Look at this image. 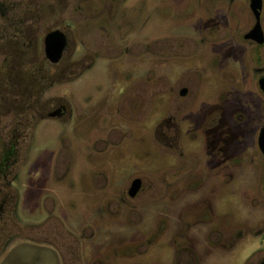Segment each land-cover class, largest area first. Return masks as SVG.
Wrapping results in <instances>:
<instances>
[{"label": "rangeland", "instance_id": "374dc122", "mask_svg": "<svg viewBox=\"0 0 264 264\" xmlns=\"http://www.w3.org/2000/svg\"><path fill=\"white\" fill-rule=\"evenodd\" d=\"M116 19L123 23L118 33L128 36L120 44L128 53H111L105 45L107 24ZM58 20L72 39L67 35L59 72H35L31 68L44 60L40 34ZM252 23L248 0H126L110 10L102 0H0V161L9 141L16 142L0 176V264H69L67 253L77 264H92L106 253L114 255L109 246L121 238L113 229L118 219L109 210L136 204L139 211L173 214L215 209V226L241 232L236 250L215 255V264H243L248 253L264 247L262 165L256 148L264 101L250 73L254 52L236 40ZM199 34H215L218 41L215 97L232 136L226 151L215 157V185H190L181 192L178 186L175 196L161 193L156 201L146 195L122 204L136 177L156 184L177 177L172 172L180 158L159 143L163 137L157 139L155 129L169 109L164 89L200 63L197 56L183 63L190 57L174 55L170 62L159 50L171 39ZM83 54L89 68L70 73V61ZM211 77L210 72L200 76L202 98L211 97L212 86L206 83ZM129 101L135 122L128 121ZM61 103L62 117L38 120L39 113ZM196 107L189 111L195 121ZM113 127L121 131L118 143H106ZM178 128L179 149L185 151L194 137L185 122L179 120ZM194 143L190 149L199 151ZM72 238L74 252L56 245Z\"/></svg>", "mask_w": 264, "mask_h": 264}, {"label": "flooded vegetation", "instance_id": "af4514ba", "mask_svg": "<svg viewBox=\"0 0 264 264\" xmlns=\"http://www.w3.org/2000/svg\"><path fill=\"white\" fill-rule=\"evenodd\" d=\"M217 1L220 3V0ZM124 2L126 0H102L104 8L108 10L114 6L124 4ZM249 5L250 0H248V8L250 19H253V23L249 24L246 30L239 31L236 35V40L254 52V57L250 63V73L254 88L264 101V94L259 87V81L264 78V41L259 45L251 40L244 39V36L250 32L255 24V19ZM261 12L262 1L260 16ZM111 19L113 18H109L108 20L111 21ZM120 21L116 19L111 24H107L109 25V35H113L116 32L111 37L108 35L105 41V45L113 50L111 53L129 52L126 46L122 47L120 45L128 37L127 34H125V37L124 34L118 33V30H121L123 27V23H119ZM57 23H55L53 28L47 30V32L40 34L44 60L42 64L31 68L35 72H42L44 69L50 70L51 68L59 72L58 67L64 60L69 46L67 36L69 33L62 27L59 20ZM215 25L217 26V23ZM260 27L264 37L262 26L260 25ZM55 31L60 32L64 36L65 46L58 62L52 64L45 58L44 39L48 34ZM215 42H218L215 40V34H199L195 38L171 39L166 42L164 48L159 50L170 62L175 59L174 55L176 57H190L183 63L191 61L193 60L191 57L197 56L194 60H198L200 63L188 69L175 86L164 89V92L168 96L169 109L166 112V116L159 121L155 129L157 139L159 135L163 137L164 144L158 140L159 143L164 145L165 148L173 150L177 157L180 158L179 166H176L174 172H172L177 177L172 174L173 177L167 180L163 179L158 184L152 180H148L146 183L144 178L136 177L127 185L125 193L120 199L122 204H126L129 201H139L142 196L146 195V199L154 197L156 201L162 198L161 193H163L164 197L168 194L175 196L178 186L181 192L183 189L188 190L190 185H194L197 188L205 184L215 185V157L220 158L232 140L225 120V113L216 101L218 98L215 97ZM114 49H117V51ZM83 58L85 59L84 54L80 59L70 61V65L66 67L69 68L68 71L70 73H77L89 68L90 65L86 64L85 60L82 61ZM80 63L82 65L76 68V65ZM208 72L212 74L211 80L213 81L206 82L208 81L207 79L205 82L207 85L212 86L209 91L211 97L208 96V93L205 98H202L200 95H204L206 92L203 81L201 83L200 76L203 78V75ZM133 99L134 97L131 101ZM131 101L127 104L129 108L133 106ZM195 106H197L195 110L198 115L196 121L191 118L189 113L190 109ZM65 110L64 104H56L51 110L39 113L38 120L43 118L58 119L64 115ZM131 111L132 115L128 121L135 122L137 119L136 111L134 108H131ZM179 120L182 123H186L188 133H192L194 137L188 142L189 144L185 151L181 147L179 149V139L181 137L178 128ZM22 132L24 133L22 138H26L28 134L25 130ZM120 132L117 127L109 129L106 143H118L117 137L120 136ZM192 142H195L194 144L198 146L199 151L190 149ZM15 148L16 142H13V140L9 141V152L4 150L1 156L0 176L7 170L8 165L6 166V161L9 160L8 157L12 158L13 149ZM256 148L261 157L263 168V157L258 148L257 139ZM262 168L260 180L264 193V168ZM134 180H139L140 186L136 195L130 198L128 190ZM137 207L139 205L136 204L133 205V209L109 210V216L118 219L117 225L115 224L113 229H116L115 232L116 234L118 232V236L120 235L121 239L109 246L111 250L117 253L115 252L116 254L110 256L106 253L100 259L95 258L92 264H215V255H229L232 253L233 250H236V241L241 237L239 230L224 231L215 226V209L212 208L205 211L185 208L180 210L179 213L173 214L167 211H139ZM145 217L148 220L147 224L144 221ZM85 233L82 232V237H84ZM66 236L71 235L66 234ZM89 237H91V234ZM76 242L73 239L69 243H57L56 245L64 251L72 250L74 252ZM259 247L248 253L243 264H264V247L262 244ZM67 254L69 264H77L72 256L69 253Z\"/></svg>", "mask_w": 264, "mask_h": 264}, {"label": "water", "instance_id": "95a60500", "mask_svg": "<svg viewBox=\"0 0 264 264\" xmlns=\"http://www.w3.org/2000/svg\"><path fill=\"white\" fill-rule=\"evenodd\" d=\"M250 10L255 19L253 28L244 36L245 40H251L257 44H262L264 41L263 33L260 27V11H261V0H250ZM65 46L64 36L58 32H52L48 34L44 39V54L45 58L52 64L58 62L63 48ZM260 90L264 94V78L259 81ZM258 148L263 157V168H264V126L259 130L257 138ZM140 186L139 180H134L128 190V196L134 197L138 192ZM263 190H264V178H263Z\"/></svg>", "mask_w": 264, "mask_h": 264}]
</instances>
